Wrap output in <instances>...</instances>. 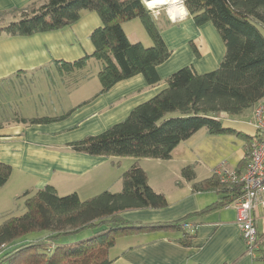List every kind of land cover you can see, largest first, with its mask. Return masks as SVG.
<instances>
[{"label":"trees","instance_id":"1","mask_svg":"<svg viewBox=\"0 0 264 264\" xmlns=\"http://www.w3.org/2000/svg\"><path fill=\"white\" fill-rule=\"evenodd\" d=\"M180 1L194 25L210 23L218 34L224 46L218 66L204 74L190 65L175 71L166 79L163 91L136 106L121 122L98 135L69 143L72 152L167 161L180 143L205 130L209 136L242 138L248 162V147L255 134H243L223 122L226 117L254 109L264 98V0ZM83 11L96 13L101 26L89 35L91 55L72 62H51L65 88L71 90L90 77L87 66L91 60L99 65V95L136 75H141L147 86L160 82L157 67L171 51L161 37L160 24L142 0H45L40 5L36 1L25 8L0 12V34L28 37L59 31L75 24ZM135 19L141 22L150 47L132 43L125 35L122 24ZM193 51L198 54L195 48ZM10 175L11 167L0 163V188ZM180 176L193 193L218 194L217 201L200 213L224 208L239 195L237 187L221 183L215 173L196 181L193 165L182 167ZM120 181L119 192L106 190L86 200H80L76 193L58 196L50 185L24 192L21 215L0 223V264H111L109 250L116 239L139 232H179L178 243L190 245L194 236L186 230L188 216L167 223L125 221V212L163 209L168 203L148 185L136 162L122 173ZM86 232L90 234L76 238Z\"/></svg>","mask_w":264,"mask_h":264},{"label":"crops","instance_id":"2","mask_svg":"<svg viewBox=\"0 0 264 264\" xmlns=\"http://www.w3.org/2000/svg\"><path fill=\"white\" fill-rule=\"evenodd\" d=\"M36 1L39 0H0V12L25 8ZM155 19L160 24L161 37L171 51L170 57L157 67L160 82L147 86L143 77L136 75L117 83L101 95L99 85L77 107H72L69 116L37 118L24 117L16 112L20 114H16V118L0 122V163L11 167V175L3 187L12 183L14 188L18 187L15 194L22 196L24 192L33 193L50 185L58 196L76 193L80 200L89 199L106 190L113 193L121 190L120 177L128 167H116L114 161L118 158L75 153L68 148V144L87 136L98 135L121 122L136 106L163 91L166 79L175 71L190 65L198 74H204L213 71L224 55V46L210 23L194 25L185 10L174 23L169 20L167 13L159 10ZM126 25L128 29L125 28ZM100 26L96 13L83 11L75 24L59 31L28 37L0 34V86L14 83L15 80H26L39 73L49 75L51 72L53 75L56 70L51 65L52 61L72 62L84 55H91L93 46L89 35ZM122 29L128 39L130 36L136 38L135 42L143 44L150 40L137 19L123 23ZM262 34L264 36V29ZM193 48L198 54L194 53ZM56 76L61 88L69 96L91 78L68 90L61 83L57 72ZM4 103L8 107L12 106L9 101ZM259 104H264V98ZM247 111L238 117L244 116ZM249 111L251 118L247 120L248 116L247 122L244 118L229 121L230 117H226L224 122L246 124L255 132L250 124L253 109ZM42 118L56 120L39 124L28 122ZM196 136L205 139L209 135L205 130L197 131L172 151L170 160L173 157L184 159L188 145L194 143ZM241 144L243 155L234 169L238 172H242L246 165L247 144L244 141ZM134 162L139 163L138 160H133L129 166ZM180 162L185 164V159ZM186 164L190 165L189 162ZM148 185L155 191L152 185ZM184 185L185 192L172 200V203L169 202L167 207L129 211L123 213L122 218L130 223L151 224L172 222L188 216L186 230L191 231L194 236L190 245L182 246L178 243L179 232H139L116 239L109 250L111 264H264V216L260 211L254 215L259 243L257 252L251 257L245 253L234 222V210L224 207L200 213L217 201L218 194L193 193L189 183L184 181ZM113 186L115 189L111 191ZM86 236L88 235L83 237Z\"/></svg>","mask_w":264,"mask_h":264},{"label":"rangeland","instance_id":"3","mask_svg":"<svg viewBox=\"0 0 264 264\" xmlns=\"http://www.w3.org/2000/svg\"><path fill=\"white\" fill-rule=\"evenodd\" d=\"M43 1H37V5H40ZM157 10L163 13L168 12L166 6L153 9V11ZM128 25H126V29H128ZM140 30H142L141 26ZM129 39L132 43L136 41V38L133 36H130ZM148 42L149 44H147ZM142 45L144 47H150V40H147ZM87 68L89 76L91 77L90 80L84 83L82 88L72 92L70 96L61 88L56 72L53 74L54 78L51 72L49 75L47 73H39L33 75L31 78H26V80H15L14 83L0 86V122H7V120L16 118V112H20L24 117L37 118L43 116H69L72 107H77L81 100L89 97L99 88L97 80L99 65L97 62L91 61ZM3 90L4 92L2 93ZM8 101L11 102L10 104L12 106L8 107L5 105L6 103L4 102ZM20 114L17 115L19 116ZM240 118H244V121L247 122L251 118L250 111L248 110L242 117H232L229 121L241 120ZM246 118L248 119L246 120ZM224 125L225 127L241 130L246 135H252L254 133L253 128L246 124H235V122L225 121ZM201 139L196 136L194 143L188 145L184 157L185 164H181L180 162L184 160L182 157H173L172 160H170L171 158L169 159L170 161L146 158L138 159L139 167L146 174L147 183L152 185L156 193L164 195L168 204L169 202L172 203V200L177 199L185 192L186 187L180 176V170L183 166L188 165L186 162L194 166L196 179L203 180L210 177L214 170L221 164H224L229 170H234L238 165L237 162L243 155L241 144L243 139L235 135L205 136V139ZM248 148L250 150V146ZM118 160H121L120 163H116ZM133 160L131 157H120L117 161H114V165L116 167L117 165L130 167L129 165ZM13 186L11 183L7 187L0 188V223L10 216L21 215L23 211L24 199L20 196L21 194H15L17 193L18 187L14 188ZM114 189L115 187L113 186L111 191H114ZM89 234L90 232H86L76 238H82L84 235ZM62 241L59 240V242Z\"/></svg>","mask_w":264,"mask_h":264},{"label":"built area","instance_id":"4","mask_svg":"<svg viewBox=\"0 0 264 264\" xmlns=\"http://www.w3.org/2000/svg\"><path fill=\"white\" fill-rule=\"evenodd\" d=\"M177 1V2H176ZM175 4L183 8L182 2ZM153 17L158 16V10H149ZM169 20L174 23L178 19ZM250 124L254 127V139L250 143L248 163L242 172L229 170L224 164L219 165L213 173L220 182L237 187L239 195L226 208L235 212L234 222L243 242L245 253L254 256L259 243V236L255 227V213L260 211L264 216V104H258L253 109Z\"/></svg>","mask_w":264,"mask_h":264},{"label":"bare ground","instance_id":"5","mask_svg":"<svg viewBox=\"0 0 264 264\" xmlns=\"http://www.w3.org/2000/svg\"><path fill=\"white\" fill-rule=\"evenodd\" d=\"M145 6L148 9H157L163 6L167 7V14L171 19H178L184 14V9L176 6L175 0H146Z\"/></svg>","mask_w":264,"mask_h":264},{"label":"water","instance_id":"6","mask_svg":"<svg viewBox=\"0 0 264 264\" xmlns=\"http://www.w3.org/2000/svg\"><path fill=\"white\" fill-rule=\"evenodd\" d=\"M142 1H143V3H145L146 0H142ZM147 9H148V8H147ZM148 10H150V9H148ZM152 10H153V9H152Z\"/></svg>","mask_w":264,"mask_h":264}]
</instances>
